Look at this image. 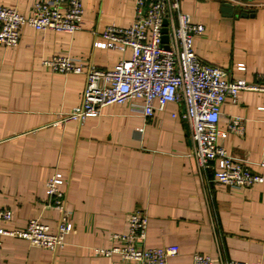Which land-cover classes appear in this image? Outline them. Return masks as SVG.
<instances>
[{
  "label": "crops",
  "instance_id": "0c3cea01",
  "mask_svg": "<svg viewBox=\"0 0 264 264\" xmlns=\"http://www.w3.org/2000/svg\"><path fill=\"white\" fill-rule=\"evenodd\" d=\"M35 0H0L27 13ZM134 0H82L74 32L21 29L16 47L0 46V207L23 228L33 216L52 227L59 217L45 205L46 180L59 173L63 202L74 231L59 250L0 235V264H135L116 254H96L117 242L127 217L141 209L146 247L176 245L167 264H193L195 252L223 261L264 264V180L249 190L216 184L190 155L181 104L168 102L144 120L138 108L108 105L97 117L58 123L77 105L85 73H56L41 64L53 55L86 66H112L129 49L94 47L107 24L129 25ZM229 2L232 8L222 9ZM191 20L204 25L193 48L203 62L229 78L256 80L264 72V0H181ZM172 113H176L175 116ZM220 126L230 115L245 119L243 134L221 140L228 152L259 171L264 158V92L244 90L221 106Z\"/></svg>",
  "mask_w": 264,
  "mask_h": 264
},
{
  "label": "built area",
  "instance_id": "2783aa9c",
  "mask_svg": "<svg viewBox=\"0 0 264 264\" xmlns=\"http://www.w3.org/2000/svg\"><path fill=\"white\" fill-rule=\"evenodd\" d=\"M181 0H134L133 19L129 25L107 24L93 40L94 47L124 51L112 66H86L69 56L53 55L41 64L53 72L85 73L86 84L80 102L63 112L58 123H80L97 117L103 107L129 105L138 108L147 121L166 103L181 104L178 114L186 123L191 143L190 155L199 172L211 169L213 181L234 189L249 190L264 180V158L250 169L248 159L233 156L221 142L229 133L243 134L245 119L230 115L223 126L221 106L226 100L236 103L244 90L264 92V72L256 80L229 78L219 65L200 60L193 40L202 34L204 25L191 20L180 7ZM82 0H35L27 13L16 6L0 5V46L16 47L21 29L74 32L81 27ZM165 22V24H164ZM166 28V41L162 29ZM173 116L176 113H172ZM61 177L56 173L45 182V205L55 208L59 217L52 227L39 216L31 217L23 228L6 227L12 214L0 207V235L24 238L32 245L55 251L64 247L74 231L71 211L64 205ZM125 231L113 233L117 242L108 248H95L96 254L116 253L121 260L135 264H167V258L178 252L176 245L146 247L147 219L141 209L131 211ZM193 264H243L223 261L195 252Z\"/></svg>",
  "mask_w": 264,
  "mask_h": 264
},
{
  "label": "water",
  "instance_id": "95a60500",
  "mask_svg": "<svg viewBox=\"0 0 264 264\" xmlns=\"http://www.w3.org/2000/svg\"><path fill=\"white\" fill-rule=\"evenodd\" d=\"M230 8H232V4L231 3H229V2H223L222 3V9L223 10H229ZM164 24H165V22H164ZM162 32H163V35H162V41H166V28L164 27L163 29H162Z\"/></svg>",
  "mask_w": 264,
  "mask_h": 264
}]
</instances>
